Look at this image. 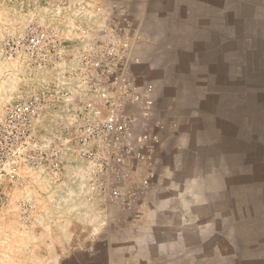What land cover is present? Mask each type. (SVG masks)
<instances>
[{
	"label": "crops",
	"instance_id": "0c3cea01",
	"mask_svg": "<svg viewBox=\"0 0 264 264\" xmlns=\"http://www.w3.org/2000/svg\"><path fill=\"white\" fill-rule=\"evenodd\" d=\"M109 9L79 31L57 30L62 57L39 69L62 64L64 84L71 85V55L79 54L82 90L63 95L60 114L56 98L39 135L55 139L56 115L64 120L63 134L72 135L91 95L84 91L88 51L105 46L106 34L122 32L131 42L120 79L140 97L127 107L134 115L121 135L124 154L101 145L102 158L90 160L71 143L57 178L36 175L31 188L6 184L0 247H8L9 219L16 215L15 245L25 264H264L263 127L253 149L246 124H227V115L239 111L248 118L251 69L237 63L239 77L227 78V64L217 61L226 51L217 39H227L228 18L264 23V0H114ZM252 39L263 40L264 29ZM263 72L256 65L251 70L260 90ZM227 134L245 139L236 167L227 162ZM102 186L118 189L120 200L108 202ZM25 199L32 201L27 213Z\"/></svg>",
	"mask_w": 264,
	"mask_h": 264
},
{
	"label": "rangeland",
	"instance_id": "374dc122",
	"mask_svg": "<svg viewBox=\"0 0 264 264\" xmlns=\"http://www.w3.org/2000/svg\"><path fill=\"white\" fill-rule=\"evenodd\" d=\"M112 2L114 0H0V105L6 102L15 103L18 100H25L41 90L47 91V87L55 91L59 101L64 94L79 93L82 90L77 80L79 54L71 55L72 77L75 79L72 80L71 85L67 86L63 81L62 64L49 72L43 68L39 69L43 65H38L36 52L43 45V40L39 39L36 31L71 30L74 33L79 31V26L85 23L86 19L96 15L102 16L104 9H109ZM230 8L237 7L231 6ZM259 27L264 29V23L255 22L250 18L247 21H237L232 17L228 18L227 39L224 43H221L223 40L217 39V43H220L217 46H221L223 50L226 49L225 52L217 53V61L220 64H227V78L235 79L239 77L237 63H245L251 70L255 65L262 67L264 70V56L260 54V52H264V39L258 41L252 39ZM254 49H257L258 54L254 53ZM251 70L247 71L245 76L247 77L246 89L248 95L244 104L247 106L248 118L245 119L241 111L233 115H227V124L232 122L238 126L247 125L252 133L247 139L249 145L252 138L255 140V137L259 136L260 127H263L264 136V84L262 90H260ZM37 75L41 76L39 80L36 78ZM48 75L55 77V82L48 84L49 80L46 79ZM85 88L86 91L91 92L89 90L91 88L90 84H87ZM62 104L63 102L57 101V114L62 112ZM56 122L55 141L57 145H63L67 139L62 132L64 120L60 115H56ZM236 137L235 140H231L228 139L229 135L227 134V145L231 148L234 147V150L231 148L227 150V162L235 167L240 164L242 158L239 153L245 145L243 135H236ZM230 142L233 143L230 144ZM233 144L238 145V148H235ZM252 148L254 149V147ZM6 184L11 188H15V185L0 181V208L7 202L6 197L1 193ZM8 186L7 188H9ZM26 200L32 203L31 199ZM10 201L9 205L15 207L17 202H15V197ZM15 217L16 215H12L9 219L8 247H0V264H25L21 261V256H18L15 245Z\"/></svg>",
	"mask_w": 264,
	"mask_h": 264
},
{
	"label": "built area",
	"instance_id": "2783aa9c",
	"mask_svg": "<svg viewBox=\"0 0 264 264\" xmlns=\"http://www.w3.org/2000/svg\"><path fill=\"white\" fill-rule=\"evenodd\" d=\"M36 32L43 40L36 52L38 65L58 61L62 55L58 52L61 38L57 30ZM104 37L108 39L105 46L91 47L88 51L90 65L83 73L91 87V92L85 88L91 94L83 103L87 114L82 113L74 121L72 135L63 145H57L52 137L39 135V124L55 107L57 97L53 89L47 87V91L41 90L25 100L0 105V181L31 188L36 175L57 178L66 145L71 143L77 156L90 160L102 158L98 151L101 145L102 151L124 154L121 135L134 115L127 107L140 101L139 94L120 79V73L123 75L120 61L130 48L131 37L113 31ZM101 190L108 202L120 200L118 189L102 186ZM21 204L24 213L32 209L29 200Z\"/></svg>",
	"mask_w": 264,
	"mask_h": 264
}]
</instances>
